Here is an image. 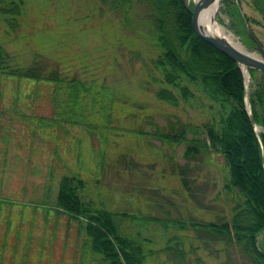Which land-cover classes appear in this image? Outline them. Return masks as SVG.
Wrapping results in <instances>:
<instances>
[{"label":"rangeland","instance_id":"374dc122","mask_svg":"<svg viewBox=\"0 0 264 264\" xmlns=\"http://www.w3.org/2000/svg\"><path fill=\"white\" fill-rule=\"evenodd\" d=\"M184 1L189 8L196 2L183 0L184 8ZM233 2L218 0L214 20L243 51L259 56L236 31ZM239 7L247 35L249 29L264 49L261 15L248 0ZM130 11L124 17L99 0H24L15 28L0 20V44L15 63L28 66L39 55V67L56 69L62 79L57 89L47 80L16 83L0 74V264H105L78 221L57 209L63 176L81 179L79 196L96 208L187 222L231 219L241 196L224 188L228 166L204 128L217 122L222 106L187 80L189 100L172 105L156 96L169 86L151 62L160 54L148 37L153 27L143 3L135 0ZM240 71L248 95L259 75L249 72L246 81ZM180 128H187L180 142L155 135ZM190 139L206 145L186 159ZM120 223L130 235L142 230L146 253L156 251L144 264H173L162 251L173 235L188 264H241L233 246L192 228ZM262 238L256 244L264 245Z\"/></svg>","mask_w":264,"mask_h":264},{"label":"trees","instance_id":"16d2710c","mask_svg":"<svg viewBox=\"0 0 264 264\" xmlns=\"http://www.w3.org/2000/svg\"><path fill=\"white\" fill-rule=\"evenodd\" d=\"M99 1L120 14L123 13L124 17L131 12L132 4L135 2V0ZM223 1L227 3L229 0ZM241 1L243 0H234L232 3L233 12L237 14L236 31L243 38L246 37V42L251 44L252 39L245 30L248 17L241 13L239 7ZM248 1L261 15L264 28V0ZM136 2L143 3L147 8L153 27L148 37L159 49L160 54L151 60L160 76L159 80L156 79L169 86L168 89L157 91L156 96L172 105H176L181 99L189 100L192 93L188 90L187 84H183L184 80H187L208 99L222 106L217 122H212L204 128L208 145L218 149L228 166L229 181L224 188L236 189L241 197L232 207L233 214L229 221L187 222L171 218L136 217L124 212L96 208L84 202L78 194V190L84 187V182L74 176H63L56 196L57 209L78 221L79 229L89 241L91 251L99 254L105 264H144L148 252L149 254L156 252L146 253L144 240L141 238L142 230L130 235L121 229L120 222L124 219L138 221L144 225L153 222L166 231L192 228L195 232H203L206 240L212 243L220 242L225 247L233 246L241 264H264V245L261 244V240L256 244V237L260 233L264 240V132H256L249 113L245 110L246 91L242 73L233 60L194 34L191 14L185 10L183 0H136ZM23 5L24 0H0V20L9 28H15L18 25V18L22 15ZM39 57L36 55L30 65L22 66L15 63L0 44V74L14 78L16 83L21 80L28 83L47 80L58 89L62 83L58 71L48 70L43 65L39 67L37 62ZM249 72L251 75L255 73L259 75V80L255 81L253 89L248 94V102L255 124L264 129V73L255 72L253 69ZM153 76L155 77L154 74ZM226 102L228 105H224ZM186 129L180 128L174 133L155 135L168 142H180L185 138ZM187 142L184 152L186 159L198 154L201 144L206 145L198 139H190ZM183 181L184 186L188 187L187 180L183 178ZM206 243L204 246L208 247ZM182 246L179 236L173 235L166 239L162 251L173 264H188Z\"/></svg>","mask_w":264,"mask_h":264},{"label":"water","instance_id":"95a60500","mask_svg":"<svg viewBox=\"0 0 264 264\" xmlns=\"http://www.w3.org/2000/svg\"><path fill=\"white\" fill-rule=\"evenodd\" d=\"M217 2L218 0H197L193 8H189V6L184 1L186 10L191 14V26L194 33L199 38L213 46L217 51L231 58L234 62H236L240 69H242V66H245L246 68L254 69L264 73V49L257 42L256 38L249 29H247L248 34L251 37L254 48L258 51L259 56H254L236 48L224 37L207 32V30H205V28L199 23V16L201 12L212 5L217 4ZM246 101L247 99H244V103H246ZM245 107L248 106L245 104ZM246 109L248 111V108ZM249 117L251 124L255 126L252 117L250 115Z\"/></svg>","mask_w":264,"mask_h":264},{"label":"bare ground","instance_id":"6f19581e","mask_svg":"<svg viewBox=\"0 0 264 264\" xmlns=\"http://www.w3.org/2000/svg\"><path fill=\"white\" fill-rule=\"evenodd\" d=\"M192 1H194V0H192ZM216 9H217V4H214L211 7L207 8L206 10L202 11L201 14H200V16H199V23L205 28V30H207V32L212 33V34H215V35H220V36L224 37L233 46H235L236 48L242 50V47H241L242 45L239 44L240 42L238 43L230 35H226L225 32H224V30H223V28L215 20L213 21L214 16H215ZM242 69H243V72L245 74V80L248 81L249 78H250L249 72L247 71V68L245 66H242ZM245 99H247V101H246L245 104L248 106L246 108H248V113H249V115L253 119V116H252L251 110H250V106H249V102H248V95H247V93H246ZM253 121H254V119H253ZM254 124H255V122H254ZM255 126L254 127H255L256 132L259 133L260 128L256 124H255Z\"/></svg>","mask_w":264,"mask_h":264}]
</instances>
